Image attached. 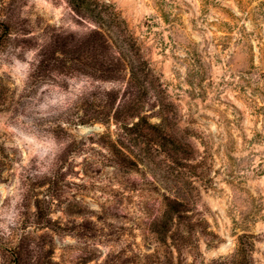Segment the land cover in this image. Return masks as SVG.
Returning <instances> with one entry per match:
<instances>
[{
	"label": "rangeland",
	"instance_id": "obj_1",
	"mask_svg": "<svg viewBox=\"0 0 264 264\" xmlns=\"http://www.w3.org/2000/svg\"><path fill=\"white\" fill-rule=\"evenodd\" d=\"M0 264H264V0H0Z\"/></svg>",
	"mask_w": 264,
	"mask_h": 264
},
{
	"label": "trees",
	"instance_id": "obj_2",
	"mask_svg": "<svg viewBox=\"0 0 264 264\" xmlns=\"http://www.w3.org/2000/svg\"><path fill=\"white\" fill-rule=\"evenodd\" d=\"M67 52V51H66ZM78 59V57H75L74 58V60L76 61ZM95 59H96V55H95ZM66 61H71V59H66ZM80 62H81V60H80ZM82 64H84V65H87V63L86 62H81ZM73 68V67H72Z\"/></svg>",
	"mask_w": 264,
	"mask_h": 264
}]
</instances>
